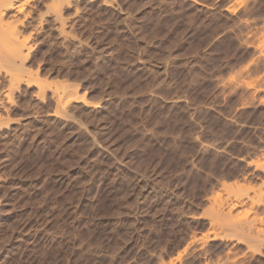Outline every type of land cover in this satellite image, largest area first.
Here are the masks:
<instances>
[{
    "label": "rangeland",
    "instance_id": "rangeland-1",
    "mask_svg": "<svg viewBox=\"0 0 264 264\" xmlns=\"http://www.w3.org/2000/svg\"><path fill=\"white\" fill-rule=\"evenodd\" d=\"M75 1L0 72V264H264V0Z\"/></svg>",
    "mask_w": 264,
    "mask_h": 264
},
{
    "label": "bare ground",
    "instance_id": "bare-ground-1",
    "mask_svg": "<svg viewBox=\"0 0 264 264\" xmlns=\"http://www.w3.org/2000/svg\"><path fill=\"white\" fill-rule=\"evenodd\" d=\"M75 3H77L75 0H0V72H2L7 79V85H5L7 90L4 92V96L6 98H8V95H10V92H12V87H16L19 83H24L26 86L35 85L37 89L36 91L41 94L44 93L43 89L44 86H46L44 84L45 80H42L41 77L39 78L38 73L33 72L31 69L26 67L27 60L30 54L33 52V35H35L38 29H40V27L38 28L37 24H40L39 22L41 20H45V18L48 17H51V19L53 18L52 20H60V16H62L61 10L63 9L64 5L69 7ZM29 4H31L32 7L30 6L28 9L27 6H29ZM33 6H41L44 9V11L41 9L42 13L41 11L37 13L39 18V20L36 21L37 23H34L33 19L35 17H32V11L35 9ZM63 91L58 90L57 88L52 89L53 93H51L53 95L51 94V97L54 98L55 104L57 106L63 99V93L66 94L65 91ZM60 106L61 105H59L57 108ZM261 160L263 161L264 158ZM260 163H255L256 169L258 167L257 165ZM262 164L264 165V163ZM260 168L262 169L264 166L260 164L259 169L257 170H261ZM260 173L262 175V172ZM260 173L258 172V174ZM260 179L264 180V175ZM261 182L262 181L260 180V184ZM263 183L261 184L263 188L260 185L257 188L258 191L260 187L259 190L261 191H258L260 194L256 191L259 195L256 194L257 197L255 196L256 198H253L254 202H252V205L255 203L254 207L256 208H253V211L256 210L258 213H255L260 215V217L256 218L254 217L255 215H253V220L249 219L248 217L251 222H249L248 219H245L246 217L244 220L241 218L245 222L242 223V220L239 219L241 221V225H238V227L241 226V229L239 230H241L245 236L249 233L252 234L248 235V237L253 236L255 241L254 243L256 244L253 243L252 246L257 249L258 254H261L258 251H261L260 247L264 244V215L261 216V214H264V192L262 193V190L264 191ZM227 213H230L229 210ZM255 213L253 212V214ZM254 218H256L257 221H255L256 219ZM252 221H254V223L256 222L257 224L253 225ZM245 232H247V234ZM243 236L241 237L240 234L239 237L243 239ZM248 237L244 240H248ZM262 255L264 256V253H262Z\"/></svg>",
    "mask_w": 264,
    "mask_h": 264
}]
</instances>
